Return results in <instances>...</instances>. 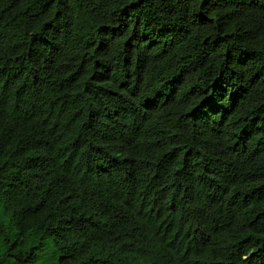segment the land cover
I'll return each mask as SVG.
<instances>
[{"label":"trees","instance_id":"trees-1","mask_svg":"<svg viewBox=\"0 0 264 264\" xmlns=\"http://www.w3.org/2000/svg\"><path fill=\"white\" fill-rule=\"evenodd\" d=\"M10 260L264 264V0H0Z\"/></svg>","mask_w":264,"mask_h":264},{"label":"rangeland","instance_id":"rangeland-1","mask_svg":"<svg viewBox=\"0 0 264 264\" xmlns=\"http://www.w3.org/2000/svg\"><path fill=\"white\" fill-rule=\"evenodd\" d=\"M58 256V255H57ZM10 264H17L16 262H14L13 260H10Z\"/></svg>","mask_w":264,"mask_h":264}]
</instances>
